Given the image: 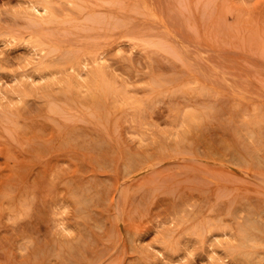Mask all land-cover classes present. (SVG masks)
Instances as JSON below:
<instances>
[{"label": "rangeland", "instance_id": "1", "mask_svg": "<svg viewBox=\"0 0 264 264\" xmlns=\"http://www.w3.org/2000/svg\"><path fill=\"white\" fill-rule=\"evenodd\" d=\"M40 1L0 0V264H264V0Z\"/></svg>", "mask_w": 264, "mask_h": 264}, {"label": "bare ground", "instance_id": "2", "mask_svg": "<svg viewBox=\"0 0 264 264\" xmlns=\"http://www.w3.org/2000/svg\"><path fill=\"white\" fill-rule=\"evenodd\" d=\"M40 2L42 3L41 8L46 12L47 11V5L49 4L50 0H41Z\"/></svg>", "mask_w": 264, "mask_h": 264}]
</instances>
